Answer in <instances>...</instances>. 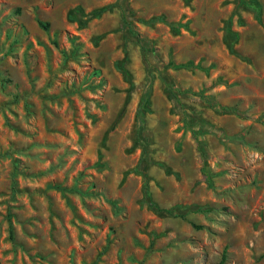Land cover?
<instances>
[{
  "label": "rangeland",
  "instance_id": "obj_1",
  "mask_svg": "<svg viewBox=\"0 0 264 264\" xmlns=\"http://www.w3.org/2000/svg\"><path fill=\"white\" fill-rule=\"evenodd\" d=\"M0 264H264V0H0Z\"/></svg>",
  "mask_w": 264,
  "mask_h": 264
},
{
  "label": "trees",
  "instance_id": "obj_2",
  "mask_svg": "<svg viewBox=\"0 0 264 264\" xmlns=\"http://www.w3.org/2000/svg\"><path fill=\"white\" fill-rule=\"evenodd\" d=\"M249 5H250L252 8H254L258 14L260 13V6H259L258 4H256V3H251V4H249ZM41 25H42L43 28H45V29H47V28L49 27V24H43V23H41ZM191 94L194 95V96H198V95H199V94H197V93H192V92H191ZM59 189H60V188H59ZM62 190H63V189H62ZM150 207L153 208V207H155V205H154V204H150ZM159 211L164 212V213H168V214H174V212H175L174 209H169V210L160 209ZM225 255H226V254H224V257H225Z\"/></svg>",
  "mask_w": 264,
  "mask_h": 264
}]
</instances>
